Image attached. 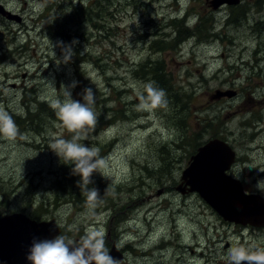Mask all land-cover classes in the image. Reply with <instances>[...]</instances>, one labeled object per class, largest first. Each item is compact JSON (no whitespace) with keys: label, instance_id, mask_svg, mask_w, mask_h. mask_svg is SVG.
<instances>
[{"label":"rangeland","instance_id":"rangeland-1","mask_svg":"<svg viewBox=\"0 0 264 264\" xmlns=\"http://www.w3.org/2000/svg\"><path fill=\"white\" fill-rule=\"evenodd\" d=\"M217 3L0 0L17 17L0 14V105L19 129L13 141L0 138V215L47 211L42 220L55 219L74 240L102 229L109 250L132 248L123 264H228L237 239L264 247V231H241L178 190L197 149L219 140L236 153L234 176L264 196V0ZM68 45L75 54L65 63ZM158 67L171 89L167 107L137 112ZM79 77L95 93L97 115L81 142L107 159L104 176H92L102 203L91 214L75 205L73 166L49 148L72 136L50 100ZM64 167L75 190L56 184Z\"/></svg>","mask_w":264,"mask_h":264},{"label":"clouds","instance_id":"clouds-1","mask_svg":"<svg viewBox=\"0 0 264 264\" xmlns=\"http://www.w3.org/2000/svg\"><path fill=\"white\" fill-rule=\"evenodd\" d=\"M74 54L71 45H68L64 49V62H70ZM75 86V82L71 86H62L63 98L54 96L50 100V106L54 109L60 126L72 136L71 139H56L49 148L63 163L72 165V173L81 178L78 186L85 197L86 209L91 214L102 203V197L97 188L89 185L93 183L94 173L99 172L103 175L107 159L99 155L96 147H89L81 142L88 139L89 132L97 124V115L94 111L95 93L92 88H85L81 94L82 103L72 97L70 89ZM143 88L135 106L137 112L153 113L156 109L167 107L164 89L156 87L152 82L145 83ZM18 135L19 129L13 116L0 105V138L13 141ZM257 187L264 190V180H258ZM225 258L228 264H264V247H258L254 243H241L237 239L228 247ZM26 259L30 264H121L106 247L104 231L95 227L87 228L79 240L62 233L53 239L34 237Z\"/></svg>","mask_w":264,"mask_h":264},{"label":"water","instance_id":"water-1","mask_svg":"<svg viewBox=\"0 0 264 264\" xmlns=\"http://www.w3.org/2000/svg\"><path fill=\"white\" fill-rule=\"evenodd\" d=\"M0 14L17 19L1 5ZM235 159L236 153L228 143L209 141L191 158L178 190L183 195L197 193L226 222L264 227V199L245 193L241 182L228 174ZM60 233L55 219L38 222L22 213L0 217V264H30L26 256L33 238L53 239ZM110 254L123 261L115 245Z\"/></svg>","mask_w":264,"mask_h":264},{"label":"trees","instance_id":"trees-1","mask_svg":"<svg viewBox=\"0 0 264 264\" xmlns=\"http://www.w3.org/2000/svg\"><path fill=\"white\" fill-rule=\"evenodd\" d=\"M183 22V21H182ZM187 31V30H186ZM150 74L153 76L152 77V81L154 82V85L156 87H159V88H163L165 90L166 93H169L171 92V89L168 87V83L166 82L165 80V73H164V70H162V68L158 67V68H152V70L150 71ZM84 87H85V83L83 82L82 80V77H79L78 79V82H77V86L74 90V94H73V99L75 100H78V98H76V96L78 94H82V91L84 90ZM40 107H43L40 105ZM15 118L17 120H20V118L18 116H15ZM104 125L101 124V126ZM162 170V169H161ZM66 171V168L64 167V169L62 170V172L59 174V176L57 177V181H56V184L61 187V185H67L68 187H70V189H74L75 185H73V181L70 179L68 180L69 178H73V176H66L67 173L65 172ZM94 175V174H93ZM78 183L80 181V177L78 176ZM77 183V185H78ZM77 185L75 187L76 191H77V196H76V200H75V205L78 206V204H83L85 205V197L83 196L82 194V191H81V188H79V190L77 189ZM89 187H91V185H89ZM74 189V190H75ZM57 200H55V202H57ZM53 206L57 205V203H52ZM44 209H47L48 206L47 205H43ZM116 207V206H115ZM113 205H112V208L114 209V211L117 210V208H115ZM47 213V211H42V212H35L33 214L30 215V217L33 219V220H36V221H42V218L43 216H45L44 214ZM120 221H125L124 218L120 219Z\"/></svg>","mask_w":264,"mask_h":264},{"label":"flooded vegetation","instance_id":"flooded-vegetation-1","mask_svg":"<svg viewBox=\"0 0 264 264\" xmlns=\"http://www.w3.org/2000/svg\"><path fill=\"white\" fill-rule=\"evenodd\" d=\"M205 2L207 3V5L208 6H210V8L209 9H212V10H214L213 8H215V6L218 4L217 2H223L222 4L223 5H221V8L220 9H222L223 7H226V6H238V8L239 7H241V0H238V1H236V0H211V1H209V0H205ZM237 161H235V163H236ZM234 163V165L232 166V169H231V171H230V174L232 175V176H234V167H235V164ZM241 184L243 185V187H244V190H245V193H247V194H249V195H260V196H262L263 197V199H264V196L262 195V194H260V193H258V192H248L246 189H245V184L241 181ZM243 230H251L252 232H255L256 230L257 231H264V228H254V227H251V226H242L241 225V231H243ZM242 238H244L245 236L244 235H242L241 236ZM244 240V239H243ZM131 250H132V248L131 247H127V248H123V249H121V251L125 254V255H127V257L129 256L128 254L131 252ZM128 259V258H127ZM121 264H123V263H121ZM124 264H125V262H124Z\"/></svg>","mask_w":264,"mask_h":264},{"label":"bare ground","instance_id":"bare-ground-1","mask_svg":"<svg viewBox=\"0 0 264 264\" xmlns=\"http://www.w3.org/2000/svg\"><path fill=\"white\" fill-rule=\"evenodd\" d=\"M9 52V51H8ZM12 53V52H11ZM22 64V63H21ZM74 94V93H73Z\"/></svg>","mask_w":264,"mask_h":264}]
</instances>
